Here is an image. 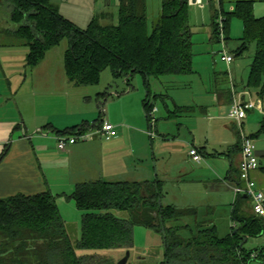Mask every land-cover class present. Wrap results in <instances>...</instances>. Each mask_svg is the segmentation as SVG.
<instances>
[{
    "label": "trees",
    "instance_id": "obj_1",
    "mask_svg": "<svg viewBox=\"0 0 264 264\" xmlns=\"http://www.w3.org/2000/svg\"><path fill=\"white\" fill-rule=\"evenodd\" d=\"M257 2L264 0H237L235 10L226 12L225 0H219L220 14H214L212 42H221L217 27L220 15L226 19V46L231 21L240 19L243 37L235 56H242L252 44L256 45L247 86L264 94V17L254 14ZM2 4L11 9L14 27L4 33L28 47V67L38 66L49 51L67 41L64 67L68 82L75 87L97 86L108 69L128 84L131 77L140 74L148 92L144 112L150 125L154 113L150 80L194 74L190 0H162L160 17L151 30L147 0H120L118 25H102L96 16L84 30L65 18L53 0H0ZM102 95L105 97L106 93ZM78 129L86 131L89 126L71 128L58 135H72ZM262 134L264 126L259 132ZM162 185L160 180H97L77 185L69 196L82 212L81 236L75 246L67 235L58 196L46 192L2 199L0 264H105L98 256L80 252L128 251L134 245L135 226L161 235L162 264H264V248H246L250 238L264 234V219L254 212L240 213L239 204L245 196L237 197L232 213V220L238 225L221 237L213 219H201L197 208L164 205ZM116 212H125L128 218L121 219Z\"/></svg>",
    "mask_w": 264,
    "mask_h": 264
},
{
    "label": "crops",
    "instance_id": "obj_2",
    "mask_svg": "<svg viewBox=\"0 0 264 264\" xmlns=\"http://www.w3.org/2000/svg\"><path fill=\"white\" fill-rule=\"evenodd\" d=\"M233 1L235 0H229V2L234 3ZM199 2L204 3V0H190L192 32L195 36L194 30H202L212 41L214 14H220V11H214L212 18L205 12L204 21H198L193 15L191 7ZM91 3H93L91 8L102 11L93 16L96 17L101 14L100 18L105 20L106 24L112 22L111 17L114 18L116 11L119 15L120 0H92ZM62 4H58L60 13L71 20L73 18V3H65L62 0ZM76 5L80 6L77 3ZM231 6L236 5L234 3ZM234 8L231 7L228 11L233 12ZM87 9L90 10L88 7ZM254 14L257 18L264 16V3H255ZM208 18L211 21L210 24L206 25ZM11 24L9 17L3 19L0 17V200L19 194L33 196L50 192L58 196L60 201L63 198L62 194H72L79 184L97 180L105 181V178L129 177L131 163H128V160L132 161L134 157L140 160L145 158L144 150L141 147V149H137V145L139 146V143L143 142L142 140L148 132L142 116L137 114V116L139 115L138 123L133 121L127 123L122 109L118 107L125 98L119 101L109 100L106 116L104 108H106L108 101L104 99L102 102L101 99L106 98L107 92L105 97L102 93L98 94L97 103L95 106L93 105V110L83 112L85 104L80 98H75L78 95V90L74 92V88L80 89V87L77 88L69 82L66 83L64 54L61 58V65L59 60L57 63L59 67L56 66L59 74L61 73V75H57V80H54V76L56 77L54 73L49 76L46 68L49 65L44 67L47 55L38 66L28 67L26 63L29 54L28 47L11 34L4 33V31L14 29ZM86 24H89V21ZM7 36L15 39L4 41V37ZM229 37L231 40L230 35ZM230 40L228 44H230ZM231 55L235 56V52ZM235 61L236 56L232 65L228 66L229 72L225 74L229 76L228 74L232 73L237 79L240 69L235 65ZM252 61L248 65L249 70H251ZM247 72L241 73L243 77L240 78L241 83L238 82L234 87L239 94L249 91L252 99L258 103L256 110L248 111L245 131L248 136L255 140L260 164L259 169L252 174V178L257 183L258 189L264 193V134L259 135L264 126V94L248 88L250 72ZM194 73H197L196 68ZM215 83H217L216 79ZM241 84L244 86L243 88ZM203 87V91L201 90L200 93L204 97L201 103L204 104L201 107L204 117L200 115V118L206 119L207 124L205 128L203 126L196 127L190 133L194 137L191 144L204 157L205 163H194L187 151L185 165L190 163L192 166L187 167L181 164L176 167L171 166V171L178 168L175 172H181L186 169L187 175L180 180V183L190 184L191 191L194 186L198 187L201 193L200 199L204 197L201 199L203 201L201 205L195 203L200 201L197 199L184 208H197L201 219L209 217L213 219L214 223L225 218V221H228V228L232 229L237 226L233 220L231 223L229 221L232 219L235 204L238 202L234 185L239 176L241 153L236 126L227 117L233 101L232 87L229 85L223 87L221 84L216 85L214 89L209 86ZM129 97L130 95L126 98ZM90 101L92 103V99ZM175 107V113L180 115L195 112L194 106L175 103ZM184 107L186 110H178ZM97 110H100V117L90 123V120L95 118ZM154 110L156 109L154 108ZM103 121H107L116 127L118 134L115 138L106 140L104 144L96 135L92 141L77 143L69 146L65 151L58 150L56 142V137L59 136L58 132L83 126H89V130L93 131ZM120 126L123 127L119 131ZM161 129L166 131L164 128ZM198 129L200 132L197 131ZM39 130L45 132V135H41ZM148 133L152 135V125H150ZM199 133L201 136L198 135ZM135 134L138 137L137 145L126 148L124 144L128 139H133ZM161 136L164 145H168L171 139L165 133ZM94 154L98 160L95 163H103L101 168L98 165L99 170L97 167L93 169L91 165L94 162L92 159ZM144 164L145 162H142L140 166L142 169L140 177L137 175L133 181L126 182H150L146 177V169L142 168ZM164 173L165 178H171L167 169ZM156 180H160L164 184V180L159 179L157 175ZM239 207L238 210L242 215L253 214L250 199L244 197Z\"/></svg>",
    "mask_w": 264,
    "mask_h": 264
},
{
    "label": "rangeland",
    "instance_id": "obj_3",
    "mask_svg": "<svg viewBox=\"0 0 264 264\" xmlns=\"http://www.w3.org/2000/svg\"><path fill=\"white\" fill-rule=\"evenodd\" d=\"M53 1L57 4H62V0ZM63 1H65V3H73V18L71 19V21L83 30L88 26V24H86L87 21H89V23L92 21V17H94V14H99L100 12H102L91 8V6L93 5V3H91L92 0ZM76 3L80 6H77ZM233 4L234 3L229 2V0H225V11L229 12L228 10L231 7L234 8L235 6H231ZM62 6L63 4L61 5V7ZM87 7L90 8V10H88ZM161 7L162 0H147V16L150 30L160 17ZM191 10L198 21H204L205 12L209 15L210 18H212V14L214 11H220L219 0H204V3L199 2L198 4H193ZM10 13L11 9L7 4L0 5L1 19L7 17L10 18ZM99 17H101V14L99 15ZM112 17V22H108V24H106L105 20H102L101 18H99L98 20L102 25H118L120 17L117 11L116 13H114V18ZM210 18H208V22L206 23V25L210 24ZM230 29L231 40L226 49L229 53H233L237 50L240 44V40L243 37L242 21L240 19L234 18L230 23ZM200 31L194 30L195 36L193 67L194 70L196 68L197 73H194L190 76H167L162 78L161 81H158L157 79L150 80L149 90L152 94L151 102L153 108L156 109L152 116V135L148 133L150 130V123L148 122L143 110V102L146 99L148 92L143 81L144 79L140 74H135L133 77H131L130 83L128 84L126 79L117 78L112 74L110 69H108L102 73L100 83L97 86L81 87L83 89L74 88V92H77L78 90V95L75 98H80L83 104H85L83 112L93 110V105L95 106L97 103L98 94H104L107 92L106 98L101 99L102 102H104V99L108 101L106 108H104L106 116L107 109H109V100L119 101L120 99L125 98L122 100L123 102L118 107L122 109L127 123H130L132 121L138 123L139 115L137 116V114H140V116H142L143 120L146 123L148 132L147 135H145V138L142 140L143 142L139 143V146L137 145L138 137L136 136V134L134 135L133 139H128L124 144L126 148H129L131 146L135 147L136 145L138 147L137 149L142 148L144 150L145 158L140 160L139 158L134 157L132 161L128 160V163H131L129 177L123 176L117 179L105 178V181H133L137 175V177H140L142 171L140 166L142 162H145L142 168L144 170L146 169V177L150 182L155 181L156 175L159 179L162 178L164 180L162 189L165 193V198L163 199V204L175 205L180 208L187 207V204L189 205L190 203H193L192 201L200 199L201 195L198 187L194 186L193 190L191 191L192 187L190 184L180 183V180L187 175L185 172L186 169L181 172H175L178 170V168L171 171V166L176 167L180 166V164L185 165L187 151L189 153L190 148L194 146L193 144H191L194 141V137L192 136L190 131L193 132L196 127L198 128L203 126L205 128L207 124L206 119L200 118V115L201 117H204V114H202L201 112V107L204 105L201 103L204 100V97H202L203 94L200 93V91H203V86H209L214 89L218 84H221L223 87H226L228 85L232 87V84L235 85L238 82L241 83L240 78H243L241 73H246L247 71V73H249L251 71L249 70L248 65L250 64L251 60L254 59L256 52V45L252 44L246 53H244L242 56L236 57L235 65L238 67V69H240L238 73L239 78L236 79V76L234 74L232 75V73H230L231 76L230 74H228L229 76H226L225 73L229 72V69L227 64L221 61V52L224 51L223 45L220 42H212L209 37L205 35V33H203L202 30ZM14 39L15 38L13 37H4V41H13ZM67 48L68 42L64 41L59 46L55 47L47 53L44 67L49 65L48 67H46L47 72L49 73V76L53 73L56 75V77L54 76V80H57V75H61V73L59 74L58 72L57 67L59 66H57V63H59L60 60L61 65V58ZM215 79L217 80V83H215ZM67 82L68 80H66V83ZM243 87L244 86H242V88ZM157 94L158 97L155 98ZM128 95H130V97L126 98ZM90 99H92V103ZM206 100L208 99L206 98ZM191 102L193 103V105H191ZM175 103L185 106H194L195 112L193 114L186 113L185 115L175 113ZM113 108L117 109L115 107ZM184 109L186 110L185 107ZM95 115V118H92L90 120V123H93V121H95L94 119L100 117V110H97V113ZM92 117L94 116L92 115ZM245 122L244 130L246 129ZM235 126L237 135H239V128L236 124ZM120 127L121 128H119V131L123 126ZM161 128L166 129V131H163ZM199 129L197 131L200 132ZM163 133L167 134V136L171 139L168 145H164V141H162L161 135H163ZM198 135L201 136L200 133ZM98 138H100L102 143L105 144L106 140L104 139V137L98 136ZM94 139L95 137L93 138V140ZM92 159L94 161L91 164L93 166V169L94 167L98 168L100 166L101 168L103 166V163H95V161L97 160L95 154L92 156ZM166 166L167 168H165ZM185 166L190 167L192 165H190L189 163V165ZM166 169L167 172H170L171 178L169 179L163 176ZM62 195L63 198L59 201L61 214L63 220L66 223L67 235L70 238L73 246H75L81 236L82 212L76 208L74 201L69 198V196L72 194ZM203 198L204 197H201V199ZM201 199L200 201L195 203H197V205H201L203 203ZM115 214L121 219L128 218V214L125 212H116ZM229 222L231 223L232 219H230ZM235 223L237 224V222ZM215 224L218 227V232L221 237H225L231 232V229L228 228V221H225V218H223V220H219L217 223L215 222ZM246 248L249 250L264 248V234L259 237L250 238L247 242ZM127 252H130V258L127 264H162L164 261V244L161 235L155 233L151 229H147L141 226L134 227V245L132 249L128 251L121 249L104 252H80V254L84 253L87 255L98 256V258H101L102 261L105 262V264H120L125 259ZM252 264L261 263L253 262Z\"/></svg>",
    "mask_w": 264,
    "mask_h": 264
},
{
    "label": "built area",
    "instance_id": "obj_4",
    "mask_svg": "<svg viewBox=\"0 0 264 264\" xmlns=\"http://www.w3.org/2000/svg\"><path fill=\"white\" fill-rule=\"evenodd\" d=\"M225 20V17L220 15L217 20V27L221 40L220 43L224 47V51L221 52V61L227 64V66H230L234 61V57L230 55L226 49ZM232 92L233 101L227 117L238 126V137L241 145L239 182L234 185V192L237 197L245 196L246 198H249L255 215L264 219V193L258 189L257 183L252 178V174L260 167L257 147L255 140L248 136L244 130V122L247 119L248 111L258 108V103L252 99V95L249 91L239 94L235 91L234 86L232 85ZM94 130L84 131L78 129L72 135L57 136L56 142L58 150L65 151L69 146H73L77 143L92 141L96 135L104 137L106 140H111L118 134L116 127L107 121L101 122L99 126L96 127V130ZM39 133L45 135V132L41 130H39ZM188 154L196 164L205 162L204 157L194 146L190 148Z\"/></svg>",
    "mask_w": 264,
    "mask_h": 264
},
{
    "label": "water",
    "instance_id": "obj_5",
    "mask_svg": "<svg viewBox=\"0 0 264 264\" xmlns=\"http://www.w3.org/2000/svg\"><path fill=\"white\" fill-rule=\"evenodd\" d=\"M161 205V202H160ZM247 242V240H245L242 244L241 247ZM130 258V252H127L125 259L120 263V264H127L128 260Z\"/></svg>",
    "mask_w": 264,
    "mask_h": 264
}]
</instances>
